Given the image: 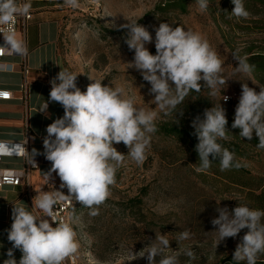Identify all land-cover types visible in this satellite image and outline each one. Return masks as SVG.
Segmentation results:
<instances>
[{"label":"clouds","instance_id":"9594fccd","mask_svg":"<svg viewBox=\"0 0 264 264\" xmlns=\"http://www.w3.org/2000/svg\"><path fill=\"white\" fill-rule=\"evenodd\" d=\"M196 2L201 12L207 11L209 0ZM231 2L234 5L230 12L232 16L249 17L244 0ZM64 3L71 8L79 7V0H64ZM31 7L30 0H0V34L5 41L0 45V56L26 52L23 41L10 26L17 17H27ZM121 28L128 29L125 43L130 51H134L129 68L140 71L143 80L151 85L149 93L154 95L156 107L153 110L139 107L122 86H106L102 81L92 80L86 91H81L77 86L78 74L61 68L50 81L49 100L60 104L64 115L46 127L43 155L51 162L46 175L49 178L55 172L61 180L60 188H67L68 194L59 190L39 193L33 200L32 209L43 215L13 204L12 224L7 230L12 247L3 264H65L68 257L77 253L79 243L72 224L57 220L58 201L74 200L89 208L91 216L98 215L99 207L111 195L116 172L123 166L125 157L138 165L146 159L152 134L158 130L156 121L160 113L171 114L190 92H200L203 86L210 89V96H216L230 79L224 76V61L200 32L181 25L173 27L169 23H160L155 29L156 52L152 54L146 45L153 43V36L144 26L129 21ZM232 55L238 62L237 73L250 75L254 71L255 66L248 62L246 55H239V50ZM241 87L231 127L239 129L243 139L252 140L255 133L257 148L264 149V87H260L259 92L247 83H242ZM10 96V92L0 91V98ZM222 99L227 101L229 97L222 95ZM156 108L159 112L154 110ZM47 109L48 102L45 101L39 111L46 112ZM227 124L226 110L220 103L205 109L203 119L200 116L193 119L191 126L198 139L195 150L200 161L196 171H207L216 160L221 171L242 166L235 154L220 143L230 139ZM120 143L129 149L126 155L114 147ZM3 148L0 145V150ZM26 153L30 156L28 164L36 166L34 157L41 153L35 148ZM216 211L219 215L211 223L218 226L214 231L219 236L217 244L248 229L234 251L233 261L257 264L259 257L264 255V210L239 203L231 211L226 206L218 207ZM190 238V231L184 230L176 242L179 246L181 241ZM170 242L167 234H156L155 240L138 256L146 255L148 264H180L181 254L195 259L191 248L178 247L169 252L172 249ZM15 250L21 252L19 261L15 258Z\"/></svg>","mask_w":264,"mask_h":264},{"label":"rangeland","instance_id":"374dc122","mask_svg":"<svg viewBox=\"0 0 264 264\" xmlns=\"http://www.w3.org/2000/svg\"><path fill=\"white\" fill-rule=\"evenodd\" d=\"M165 1L79 0L77 8L63 1L59 51L67 70L78 74L81 91H86L92 80L122 86L137 106L153 110L156 105L154 95L149 93L151 85L140 71L129 68L134 51L125 43L128 29L121 26L129 21L144 26L153 36V43L146 47L155 54V29L159 24L181 25L203 34L224 61V76L230 79L212 100L213 105L220 103L226 110V118L234 120L242 83L259 92L264 87V72L237 73L238 62L232 54L239 50V55L245 56L264 50V14L252 13L251 0H244L250 13L246 19L230 14L234 7L231 0L209 1L205 12L199 10L197 2H190L187 12L159 9ZM222 95L229 101H224ZM154 110L159 112L158 108ZM173 116L161 112L156 122H166ZM238 142L245 152L234 153L241 169L221 171L220 164L213 162L207 171L198 172L200 161L188 144L157 132L152 134L142 164L125 157L116 172L111 195L99 207L98 215L91 216L89 208L74 201L70 223L77 233L79 249L70 260L74 264H148L146 255H138L160 233L167 234L171 241L169 252L178 247L194 251V260L181 254L180 264H218L224 258L233 259L248 229L217 244L219 236L214 231L218 226L211 223L219 215L216 209L226 206L231 211L240 203L264 210L258 198L264 187V149ZM114 147L125 155L129 151L123 143ZM184 230L190 231L191 238L178 246L176 238ZM262 259L264 255L258 260Z\"/></svg>","mask_w":264,"mask_h":264},{"label":"crops","instance_id":"0c3cea01","mask_svg":"<svg viewBox=\"0 0 264 264\" xmlns=\"http://www.w3.org/2000/svg\"><path fill=\"white\" fill-rule=\"evenodd\" d=\"M64 0H30L33 19L26 30L27 36V62L30 72L27 76L28 93L23 91L24 76L18 69L2 72L1 83L13 92L10 100L0 102V136L4 139L20 140L25 137L28 129L30 132L29 151L37 149L41 154L34 158L39 161L37 168L29 173V182L34 198L40 190L48 185L60 187L61 180L53 172L48 178L46 173L51 169V162L43 155V139L47 135L46 127L55 119L64 115L63 107L49 100L51 90L50 81L59 71L67 69L59 51L62 36V2ZM18 39L22 32H16ZM20 56L8 54L6 63H17ZM48 102L46 112H40L43 104ZM24 167V160L19 157H5L0 163V169L19 170ZM13 204L32 209L29 198L25 194V186H5L0 190V264L7 259V251L12 244L7 239V230L12 224L11 214ZM15 258L19 261L21 252L14 251Z\"/></svg>","mask_w":264,"mask_h":264},{"label":"trees","instance_id":"16d2710c","mask_svg":"<svg viewBox=\"0 0 264 264\" xmlns=\"http://www.w3.org/2000/svg\"><path fill=\"white\" fill-rule=\"evenodd\" d=\"M213 1V0H209ZM190 2H196V0H166L159 9L173 8L181 12H187L188 5ZM250 9L254 15L264 14V0H251ZM248 57V62L255 66L253 73L256 75L264 72V50L248 52L245 54ZM210 89L207 86H203L200 92L192 91L185 98L184 102L177 106L176 110L171 114L174 115L173 118L166 122H156L157 133L162 134L167 137L176 138L183 143L188 144L192 153L199 160L198 153L195 150V146L198 143L197 137L194 135V129L191 124L195 117L200 116L203 119V113L205 109L213 107L212 96L209 95ZM229 101V99L227 100ZM226 101V102H227ZM228 124L226 127L229 130V139L226 141H220L223 147L227 148L229 151L236 153L238 155H244L245 152L240 146L238 140L253 144L257 146L258 138L253 134L252 140L242 138L239 136V129H233L232 123L233 119L227 118ZM236 139V140H235ZM211 159V157H210ZM219 163L218 160L213 161ZM236 169V168H235ZM241 169V167L239 168ZM259 204H264V187L262 192L258 195ZM218 264H236L231 258H224ZM240 264H246V262H240ZM257 264H264V259L257 260Z\"/></svg>","mask_w":264,"mask_h":264},{"label":"built area","instance_id":"2783aa9c","mask_svg":"<svg viewBox=\"0 0 264 264\" xmlns=\"http://www.w3.org/2000/svg\"><path fill=\"white\" fill-rule=\"evenodd\" d=\"M33 19V11H30V14L27 17H17L15 20L14 25L10 26L14 29L15 33L18 31L22 32V37L20 40L23 41L25 47H26V52L24 54H16L20 56V61L17 63H6L5 62V57L8 54H5L3 56H0V91H7L11 93V96L9 98H0V102L2 101H7L10 100L13 97V92L2 86L1 83V76L2 72L5 70H14L18 69L22 72L24 76V81H23V91L27 95L28 93V80L27 76L30 72V67L27 62V55H28V48H27V36H26V30L29 22ZM5 43L3 34H0V45H3ZM9 54H14V53H9ZM29 138H30V132L27 129L25 132V137L20 140H12V139H4L0 136V145H3L4 148L0 150V163L3 161L5 157H19L24 160V167L19 170H3L0 169V190L4 188L5 186H19V185H24L25 186V194L29 198V202L31 206H33V192L31 189V185L29 182V173L32 169H35L39 165V161L34 158L36 162V166L28 164V160L30 158L29 154L26 153V150L30 153L29 151ZM54 190H59L62 191L64 194H68V191L66 188L61 189L60 187L56 185H48L45 188L41 189L39 193L44 192H49V191H54ZM74 206V200L71 202L68 201H58L56 208H55V213L58 221H66L70 222V213L71 210ZM50 219V218H49ZM55 227L56 225L53 224ZM73 256H70L67 258L65 261V264H74V260H70Z\"/></svg>","mask_w":264,"mask_h":264}]
</instances>
